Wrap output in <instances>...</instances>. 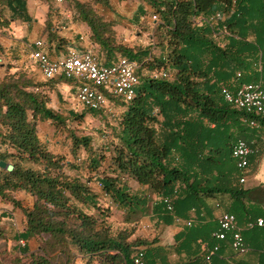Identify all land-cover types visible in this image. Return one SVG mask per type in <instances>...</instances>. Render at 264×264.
I'll return each mask as SVG.
<instances>
[{"label": "trees", "instance_id": "trees-1", "mask_svg": "<svg viewBox=\"0 0 264 264\" xmlns=\"http://www.w3.org/2000/svg\"><path fill=\"white\" fill-rule=\"evenodd\" d=\"M111 1L66 0L73 21L88 26L91 42L107 56L103 64L110 66L120 58L134 61L139 66L140 82L132 102L121 104L126 110L117 135L121 146L115 149L110 164L112 174H100L103 157L98 155L100 151H94V155L90 152L92 139L88 137H73L70 141L74 159H79L81 148L91 153L83 164L89 173L97 174L103 193L118 208L146 214L151 197L155 196L158 201L152 213H157L166 226L176 219L189 221L190 213L197 212L204 200L220 195L234 200L230 213L237 220L258 206L263 211L251 222L258 217L264 220V197L255 200L264 186L244 189L238 181L240 187H236L237 168L232 158L235 144H248L246 138L258 125L264 126V120L236 110L221 94L223 87L236 91L243 84L264 82V0H143L152 8V16L157 17L153 22L157 44L150 49L132 48L118 41L116 23L98 10L111 8ZM2 3L16 17L13 22L28 20L27 0ZM50 17L51 12L46 21L48 43H64L57 29L51 27ZM4 20L1 26L8 28ZM224 31L226 41L218 44L215 39ZM154 49L160 51L158 57ZM3 52L0 45V54ZM143 72L147 77L141 82ZM156 74L167 77L156 79ZM11 76L0 81V143L4 147L0 162L12 161L15 170L9 174L0 169L4 173L0 196L6 198L4 194L8 192L33 196L31 209L13 201L26 218L20 240L47 235L50 247L65 257L54 263L46 252L25 251L30 254L27 264H73L74 250L85 260L84 264H131L140 249L147 264H170L164 248L156 246L155 241L130 242L133 234L126 231L113 235L91 214V210L99 211L98 196L82 177L67 172L78 171L80 166L52 154L40 141L39 121H51L55 127L67 121L62 113L48 106L50 93L55 90L52 84L68 80L58 78L40 84L21 72ZM253 121L256 126H251ZM24 161L41 169H23L19 164ZM126 177L146 188L145 194L129 195V188L122 183ZM175 196L174 211L170 213L164 200ZM247 202L254 207H246ZM247 226L239 225L248 249L260 255L258 264H264V225ZM203 228L188 232L195 237L189 244L205 243L207 249L198 251L184 264H205L217 245L214 230ZM224 243L230 247V239ZM219 246L221 251L222 245ZM14 264L25 263L18 259ZM236 264L251 263L239 260Z\"/></svg>", "mask_w": 264, "mask_h": 264}, {"label": "crops", "instance_id": "crops-1", "mask_svg": "<svg viewBox=\"0 0 264 264\" xmlns=\"http://www.w3.org/2000/svg\"><path fill=\"white\" fill-rule=\"evenodd\" d=\"M98 10L100 14L106 17L107 20L114 21L116 23L115 31L117 32L118 37L125 41H128L130 35L138 29L137 25H135L136 21H139V24H141V22L147 19L148 16H151L153 12L152 8L143 0H112L111 8L106 9L98 7ZM49 12L50 6L45 2V0H27L26 16L28 20L24 21L19 19L15 21L12 24L11 39L6 42L7 44L4 42L7 65L11 67L10 74L13 75L21 72L26 74L28 79H32L34 83H48L44 80L37 66H35L30 60V47L36 41H43L45 43L46 51L52 60H61L65 58L69 54L70 50L85 51L92 49L100 60L102 62L104 61V55L97 50L99 47L90 42V29L84 24L74 22L72 12L70 10L61 12L63 18H61L60 24L63 23L64 27L57 29L58 36L65 40V42L48 43L45 32ZM53 22L58 21L54 20ZM141 34L143 33H136L138 38H141ZM136 44H138L137 41L130 46L132 48L139 46ZM30 67L32 70H29ZM32 72L33 74H31ZM52 85L55 86V90L50 93L51 103L48 107L52 109L55 108L54 110L62 112L61 108L56 109V103H61V95L66 97L71 95L73 92L76 99V87L74 83L67 84L64 82L59 84L53 83ZM39 128L51 130V132L46 135L49 139L44 142L52 154L65 156L70 155L71 144L69 143V146H64L62 144L61 138H58L56 130L52 128L51 121H39L37 130ZM38 137L42 142L43 140L41 139L39 132ZM56 137L57 139H54ZM246 140L249 141L248 144L252 148L253 153L249 159L248 172L245 175H242L238 170H236V180L238 182L244 178L245 184L242 186L244 189H251L259 187L262 184L264 185V126L258 125L254 128ZM73 160L76 163L80 162V160ZM69 161L72 162L71 160ZM84 167L86 168V166ZM87 174L89 175H82L80 177H82L84 181H87L88 185L92 188L93 193L98 196L97 201L101 202V199L107 200L109 197H107L103 191L97 187L100 186L99 181L97 180V174H91L88 173V171ZM145 189L146 188H141L142 192L145 193ZM13 195L18 202H24V207H33V196L26 194L25 192H18ZM233 207L234 200L229 195H220L213 199H206L203 201V206L199 208L197 212L190 213L191 215L188 217L189 221L180 219L179 222L175 221L170 226L164 225L161 222V217L157 216V213L153 214L152 218H156L155 223L159 229V240L156 243V246L164 248L170 264H184L191 261L195 253L198 251L204 252L207 249V245L205 243H199V245L194 243L189 244V242L191 240L193 241L195 237L193 234L188 235V232L191 229H200L204 227L202 230H214L215 235L218 230L219 218L224 213H230ZM259 207L260 206H258L255 211H251L252 208L249 209L250 215H245L239 219V225L242 227L245 226L251 222L254 216L262 213L263 210ZM6 208L7 209L5 211H0V222L2 220L10 222L11 226L21 232V235L25 231V216L22 214L20 209L12 207L11 205H7ZM251 212L254 215H252ZM3 214L4 217H2ZM91 214L94 213L92 212ZM258 218L260 219V217ZM190 221L192 222V225L188 226L187 222ZM26 242L28 244V251L30 253L33 252L36 246V239H27ZM217 245H222V249L213 255L210 264H236L239 260H246L251 264L259 263L260 255L257 253L249 251L245 255H238L224 242L217 241ZM235 255L238 257H244V259H238Z\"/></svg>", "mask_w": 264, "mask_h": 264}, {"label": "rangeland", "instance_id": "rangeland-1", "mask_svg": "<svg viewBox=\"0 0 264 264\" xmlns=\"http://www.w3.org/2000/svg\"><path fill=\"white\" fill-rule=\"evenodd\" d=\"M3 0H0V45H2L4 52L0 54V81H3L4 79H7L9 77H12L10 74V66L7 65L6 60V48L4 47V42L6 43L11 39V33H12V24L14 23L13 20L16 18L12 15V13L8 9H4V4L2 3ZM46 3L50 6V25L51 27H54L56 29L63 28L64 24L61 23V18H63L61 12H64L66 10H70V7L68 6L66 0L63 4L58 5L54 0H45ZM5 19V20H4ZM7 19V20H6ZM6 21V23L9 24L8 28H3L1 25H3L2 21ZM54 20H57L58 22H52ZM153 16H148L147 19H145L141 24H139V21H136V24L138 29H136V32L132 33L130 35V38L128 41H125L118 38L119 42H121L123 45L129 46L131 44H134L136 41L138 42L139 47H143L146 49H150V47H154V45L157 44L155 35V30L153 28ZM142 32L141 38H138L136 33ZM225 31L220 36H217L215 41L218 44H224L226 39H224ZM90 39V38H89ZM91 42V39H90ZM7 44V43H6ZM136 47V46H135ZM101 54L104 55V57H107L104 53L100 51V48L97 49ZM155 52V55L158 57L160 54V51L157 49L153 50V53ZM106 59V58H104ZM29 70H32L31 67ZM33 74V72L31 73ZM141 82L143 79L147 77V73L143 72L140 74ZM67 84H72L67 81ZM28 91H34L32 89H29ZM36 92V91H35ZM40 93V92H37ZM58 94V93H57ZM61 103H56V109L61 108L63 117L67 118V121L65 125H59L58 127H55L52 124V128L56 130L58 138H61V142L64 146H69L70 141H72L73 137H77L78 139H81L83 137H88L92 139L90 147V152L93 153L94 151H100V157H103L101 167L99 169L100 174L103 176L112 174V168L110 167L112 157L115 155V149L120 148L121 143L117 139L118 131H119V124L121 123V119L123 116L124 111L126 110V107L123 105H116L115 111L113 114H105L104 112L100 113H91L89 110H82L77 106L76 100H75V94L74 92L69 96H63ZM55 109V108H54ZM70 113L73 114V116H70ZM81 115H83V118H79ZM44 127V126H43ZM38 132L40 134L41 139L43 140L42 143L45 144V140L49 139L47 134L51 132L50 129H42L39 128ZM54 139H57L54 138ZM53 139V140H54ZM71 146V145H70ZM13 153V151H11ZM90 152H86L83 148L78 151L77 156L79 157L80 162H77L76 165L79 167L78 171H67L72 176H82V175H89L87 174V171L89 173V170L85 168L83 164L84 160H87V156H90ZM95 153V152H94ZM93 153V155H94ZM67 160H71L74 162L75 156L70 153V155H62ZM9 164H12V161L9 162ZM20 167H23V169H33V170H40L41 168L39 166H36L30 162L24 161L19 164ZM4 173L0 172V181L3 180ZM122 183L126 184L129 188V195L131 196H141L145 193L142 192L141 188L135 184L134 181L129 180L127 177L123 179ZM234 184L236 187H240L237 183V180L235 178ZM264 186L263 184L259 187ZM98 189H101L100 186H97ZM258 188V187H256ZM146 192V191H145ZM18 192H8L5 195L6 198H2L0 196V211H5L7 208V205L14 206L13 201H17L13 194H16ZM262 197H264V191H259L255 195V200H259ZM158 201V199L155 198V196L151 197V201L148 205V208L146 210V214L144 212H136V213H130L128 210H124L123 208H118L117 204L114 203V201L110 198H107V200L101 199V202H99V211L97 210H91L95 214V217L99 219L100 222H103L106 227H109L111 229V232L113 235H117L118 233L122 232H129L132 233L133 236L130 238V242L135 240L140 241H148L149 243H152L155 241V243L159 240V229L157 224L155 223L156 218H152V207L155 205ZM35 202V200H34ZM24 202L20 201V204L25 209H31L29 207H24ZM254 203V202H253ZM34 205V204H33ZM246 207L251 206L254 207L255 204H252L247 202L245 203ZM20 209V207H15ZM22 214L24 215L22 209H20ZM25 216V215H24ZM4 217V214L3 216ZM0 264H14L18 261V259H22V261L27 264L29 262V256L30 252L28 251V247L26 248H20L19 246V235L21 232L17 231V229L13 226H11L10 222L8 221H1L0 222ZM10 225V226H9ZM256 232H252L251 234H254ZM36 239V246L31 252V254H42L44 252L48 253L50 259L54 262H61L65 259L63 255H59V253L55 252L50 245L48 244L50 241H48L49 236L44 235L40 238ZM48 241V242H47ZM27 243V242H26ZM28 246V244H27ZM25 251H28L29 253L26 254ZM74 253L72 254V263L73 264H84L85 260L82 259V257L74 250ZM236 256V255H235ZM238 259H244V257H238ZM237 259V260H238Z\"/></svg>", "mask_w": 264, "mask_h": 264}, {"label": "built area", "instance_id": "built-area-1", "mask_svg": "<svg viewBox=\"0 0 264 264\" xmlns=\"http://www.w3.org/2000/svg\"><path fill=\"white\" fill-rule=\"evenodd\" d=\"M58 5L65 0H54ZM220 18V15H217ZM157 21V17H153ZM30 60L40 70L45 81L62 78L74 83L76 87V103L82 110L104 112L113 114L116 103L129 104L135 98L139 85L136 62L127 58H120L110 66H105L100 58L92 51L70 50L69 54L61 60H52L46 51L43 41H36L30 47ZM166 78V74H156L154 78ZM224 101L232 105L236 110L264 120V82L243 84L235 91L227 87L221 90ZM256 126V122H251ZM4 147L0 143V151ZM252 148L244 141H238L233 150L232 158L237 170L245 175L249 169V159ZM245 184V179L240 180V185ZM177 196L164 200L168 211H174V201ZM177 222L180 219H176ZM188 226L192 222H187ZM248 228L263 227L264 220L258 219L247 224ZM214 237L219 242H227L230 239L231 249L238 255L249 252L242 230L238 225L237 217L231 213H224L218 221V230ZM20 248H26L27 243L21 239ZM220 251L217 245L207 257L206 263L211 262V257ZM131 264H147L143 249H140L132 257Z\"/></svg>", "mask_w": 264, "mask_h": 264}, {"label": "water", "instance_id": "water-1", "mask_svg": "<svg viewBox=\"0 0 264 264\" xmlns=\"http://www.w3.org/2000/svg\"><path fill=\"white\" fill-rule=\"evenodd\" d=\"M0 169L6 171L7 173L11 174L15 170V166L6 162H0Z\"/></svg>", "mask_w": 264, "mask_h": 264}]
</instances>
